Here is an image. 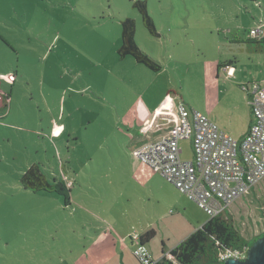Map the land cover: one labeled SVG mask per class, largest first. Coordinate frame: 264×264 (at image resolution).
Here are the masks:
<instances>
[{
	"label": "rangeland",
	"instance_id": "1",
	"mask_svg": "<svg viewBox=\"0 0 264 264\" xmlns=\"http://www.w3.org/2000/svg\"><path fill=\"white\" fill-rule=\"evenodd\" d=\"M233 1L147 0L161 34L156 38L132 0H0V264H74L87 255L83 234L93 220L85 210L104 212L93 186L128 180L137 131L142 135L152 125L165 97L176 98L188 113L201 112L234 138L245 132L251 96L242 84L264 80V53L248 52L245 42L252 27L264 25V12L248 0L237 11ZM127 16L136 21L137 44L161 64L159 71L118 56L120 22ZM179 146L181 157L190 159V140ZM32 163L48 179L67 183L70 202L22 187L20 177ZM184 195L192 203L189 222L175 207L142 205L140 195L138 204L150 216L166 212V221L155 226L173 239L182 226L193 231L209 219ZM225 211L245 239L264 232V178ZM137 218L123 237L131 251Z\"/></svg>",
	"mask_w": 264,
	"mask_h": 264
},
{
	"label": "built area",
	"instance_id": "2",
	"mask_svg": "<svg viewBox=\"0 0 264 264\" xmlns=\"http://www.w3.org/2000/svg\"><path fill=\"white\" fill-rule=\"evenodd\" d=\"M252 38L264 39V26L250 29ZM227 69V68H226ZM251 96V122L239 138L222 131L218 124L198 111L187 112L179 102L167 118L165 130L133 150L134 157L160 173L167 182L194 201L209 217L223 213L228 205L264 178V80L242 84ZM59 133V132H58ZM190 140V159L181 157L179 142ZM132 253L141 264H152L149 251L133 235ZM248 247L226 249L220 262L244 259Z\"/></svg>",
	"mask_w": 264,
	"mask_h": 264
},
{
	"label": "crops",
	"instance_id": "3",
	"mask_svg": "<svg viewBox=\"0 0 264 264\" xmlns=\"http://www.w3.org/2000/svg\"><path fill=\"white\" fill-rule=\"evenodd\" d=\"M248 1L252 2L254 6L264 12V0ZM243 5L244 2L242 0L233 1V6L237 11H240L239 7H244ZM262 21L264 22V18ZM225 66H227V64L222 67ZM177 103L179 102H177L176 98L173 100L172 97H165L157 104L154 110L152 125L150 124L151 126L145 129L142 135H139V133L136 134L137 139L134 141V147L143 140L156 139L157 136L165 130L167 127V124H165L166 120L171 116V112L174 111L175 104ZM56 127L52 130L56 129ZM60 129L61 127L59 126L58 132H60ZM135 160L136 162L131 164L126 171L128 172V180L118 182L113 178V181H100L96 187L93 186V188H95L93 197L104 202V212L102 215L99 211L101 207L98 206L96 210H85L93 220L92 229H90L88 233L83 234V241L85 242L83 253H87V255H80L74 264H139L131 250L127 248V238H123L130 233L128 228L132 227L134 216L137 215V224L139 225L138 231L135 232L137 236L149 229H153L155 232L154 237L146 243V248L153 259L160 258L162 250L164 251V249H166L169 251L192 232V227L187 228L184 225L181 227L183 230L182 234L177 235L173 239H169L155 226L157 220L164 219L166 221V212L162 213V211L160 214L156 211L153 213L155 214L154 220L151 219L153 214L150 216L148 210L143 213L138 204L139 195L142 205L145 200L148 204L152 202L153 207L156 206V208L159 209L175 207V214H177V216L183 215V217H181L188 222L191 220L190 216L187 215L189 212L188 208L192 203L188 204V201L184 200L182 197V193L172 184L168 183L160 173L152 170L148 165L141 163L136 158ZM113 164L116 163L113 162ZM114 166L112 172L117 171L118 167L116 165ZM137 188L139 192L137 191L138 196L135 197L134 203L130 195L133 193V190ZM108 195L111 196V200L107 198ZM84 206H86L85 203L83 204V207ZM108 209L118 210L119 214H111L107 211ZM133 210H135V212L137 211V213L133 214ZM144 215L146 217H144ZM179 232L180 229L177 230V233ZM163 239H167L166 242L163 243ZM158 243H160L158 250H154L152 247L158 245Z\"/></svg>",
	"mask_w": 264,
	"mask_h": 264
},
{
	"label": "trees",
	"instance_id": "4",
	"mask_svg": "<svg viewBox=\"0 0 264 264\" xmlns=\"http://www.w3.org/2000/svg\"><path fill=\"white\" fill-rule=\"evenodd\" d=\"M131 4L141 15L142 23L148 33L153 37H160L161 34L157 30L152 16L149 14L147 0H132ZM120 24L121 43L117 48L118 56L120 58L131 56L135 62L144 65L148 69L156 72L159 71L161 64L142 50L136 42L135 19L127 16L121 20ZM249 37L245 42L246 50L248 52L264 53V39L257 40L250 35ZM223 64L225 65L226 63ZM223 64L219 66H223ZM137 132L139 133V131ZM20 182L24 189H29L33 192H55L64 196L66 202H70V191L66 187L67 183L55 177L51 178V180L48 179L37 163L29 165L21 175ZM154 234L153 229H149L139 236L135 234L137 236L136 242L146 247V243L154 237ZM262 235H264V232L251 239H245L233 226L231 216L224 211L223 213L209 217L206 222L195 228L186 238L167 252L168 257L163 253V250L160 258L153 259L151 257L154 260L152 264H222L218 260L221 251L229 248L240 249L244 246L250 247L252 242ZM130 239L134 244L133 236ZM133 256L135 257L134 254ZM135 258L141 264L138 258Z\"/></svg>",
	"mask_w": 264,
	"mask_h": 264
},
{
	"label": "water",
	"instance_id": "5",
	"mask_svg": "<svg viewBox=\"0 0 264 264\" xmlns=\"http://www.w3.org/2000/svg\"><path fill=\"white\" fill-rule=\"evenodd\" d=\"M222 264H264V235L252 242L244 259L229 258Z\"/></svg>",
	"mask_w": 264,
	"mask_h": 264
}]
</instances>
